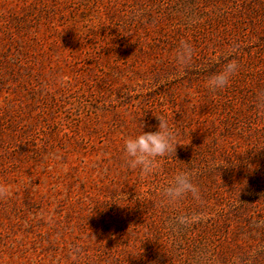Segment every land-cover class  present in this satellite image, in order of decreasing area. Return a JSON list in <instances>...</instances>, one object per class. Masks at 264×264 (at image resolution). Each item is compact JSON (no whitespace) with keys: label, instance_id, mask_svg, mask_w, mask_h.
I'll return each mask as SVG.
<instances>
[{"label":"rangeland","instance_id":"1","mask_svg":"<svg viewBox=\"0 0 264 264\" xmlns=\"http://www.w3.org/2000/svg\"><path fill=\"white\" fill-rule=\"evenodd\" d=\"M0 264H264V0H0Z\"/></svg>","mask_w":264,"mask_h":264},{"label":"clouds","instance_id":"2","mask_svg":"<svg viewBox=\"0 0 264 264\" xmlns=\"http://www.w3.org/2000/svg\"><path fill=\"white\" fill-rule=\"evenodd\" d=\"M192 56V47L187 42L181 41L177 53V62L181 65H187L191 61ZM237 70V63L227 61L218 72L210 77L207 87L214 91L225 89ZM158 119L159 125L156 131H141L140 134L126 139L123 145V152L128 158V166L133 169L138 168L145 174L153 171L156 158L164 157L175 151V146L178 144V142L173 141L175 133L169 128L167 122L159 117ZM162 191L164 199L169 204H174L187 195H191L193 199L199 198L198 188L192 182L191 174L186 172L177 173L171 183ZM194 219V217L189 215L175 217L176 223L180 225L194 222Z\"/></svg>","mask_w":264,"mask_h":264}]
</instances>
